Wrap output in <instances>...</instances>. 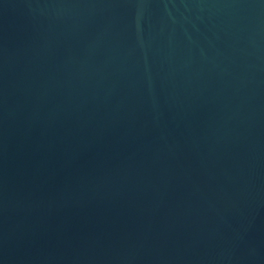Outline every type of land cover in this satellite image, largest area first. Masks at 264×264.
I'll return each instance as SVG.
<instances>
[{
	"label": "water",
	"instance_id": "1",
	"mask_svg": "<svg viewBox=\"0 0 264 264\" xmlns=\"http://www.w3.org/2000/svg\"><path fill=\"white\" fill-rule=\"evenodd\" d=\"M0 264H264V0H0Z\"/></svg>",
	"mask_w": 264,
	"mask_h": 264
}]
</instances>
